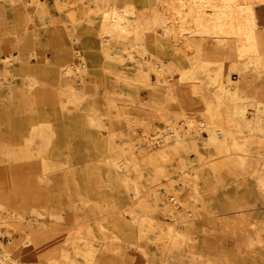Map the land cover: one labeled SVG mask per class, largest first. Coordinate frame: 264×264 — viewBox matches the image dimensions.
<instances>
[{
  "label": "bare ground",
  "instance_id": "bare-ground-1",
  "mask_svg": "<svg viewBox=\"0 0 264 264\" xmlns=\"http://www.w3.org/2000/svg\"><path fill=\"white\" fill-rule=\"evenodd\" d=\"M0 1V264H219L210 179L264 199V0Z\"/></svg>",
  "mask_w": 264,
  "mask_h": 264
},
{
  "label": "rangeland",
  "instance_id": "rangeland-1",
  "mask_svg": "<svg viewBox=\"0 0 264 264\" xmlns=\"http://www.w3.org/2000/svg\"><path fill=\"white\" fill-rule=\"evenodd\" d=\"M49 3L53 7L54 0H49ZM0 11H3L9 18L10 27H14V8L5 5L4 2L0 1ZM17 12L22 13V11L19 10ZM31 16L33 19L36 18L35 14H32ZM65 21V17H59L55 9H52L51 16L46 18L45 21L47 25L43 27L49 28L51 31L56 30L57 32H60L65 26ZM46 59L48 62L53 61V50H47ZM34 61L35 59H30V66H37V60L35 62ZM234 78L236 79V76ZM141 94L143 98H148L149 93L147 90L141 91ZM19 117L20 116H18L16 119H19ZM20 125L22 124L21 122H18V120L15 122L9 120L7 122H2L0 124V129L3 133L12 135L11 133L16 132L20 128ZM74 143L80 144L82 150L85 151L86 149H84V147L87 145L89 146V143H86L83 136L81 138L76 137ZM85 165L86 164H81L79 168L84 170L86 167ZM222 183H219L217 180L210 179V182L206 186L207 191L205 192L206 195L204 193V199L206 200L209 198L208 200L211 201V206L207 211H203L202 203H199V213H201V215L198 222L199 232L196 234L197 238L196 242L194 243V250L199 256H220L221 259L219 264H226L227 260V264H264V199L258 194L253 183L250 181H244V179L241 178H228ZM104 194L111 197L114 196V198L119 199H124L126 197L124 192L119 189L116 184L112 187L105 188ZM232 204L243 206L242 210H240L243 211V213H236L237 210H231L230 206H232ZM243 215L248 218V223L245 228H241V224H238V222L241 221V218L244 217ZM233 220L235 221L233 222L235 224L234 226L232 225L230 229V224H227V221ZM225 225L226 227L224 228ZM221 227L224 229L221 230ZM203 231L205 232L204 234ZM242 231L245 232L243 233ZM245 238L250 239V241H245ZM257 238L259 240L256 242ZM237 241L240 242L237 243ZM175 264H189V259L178 260Z\"/></svg>",
  "mask_w": 264,
  "mask_h": 264
}]
</instances>
